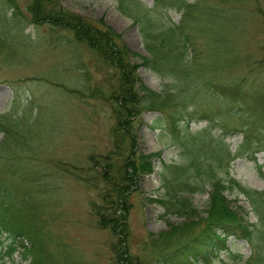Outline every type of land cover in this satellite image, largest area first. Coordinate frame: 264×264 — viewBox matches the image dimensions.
I'll return each instance as SVG.
<instances>
[{"label": "rangeland", "instance_id": "obj_1", "mask_svg": "<svg viewBox=\"0 0 264 264\" xmlns=\"http://www.w3.org/2000/svg\"><path fill=\"white\" fill-rule=\"evenodd\" d=\"M49 1L108 30L131 52L140 84L163 102L144 109L133 124L138 156L152 162V171L129 181L119 234L92 209V202H100L96 185L63 171L87 167L91 155L112 149L111 105L91 92L108 84L113 69L70 30L33 23L32 0H0V115L11 113L14 122L12 131L0 127V177L18 191L23 222L43 227L55 264H117L119 237L132 264H157L158 253L200 231L210 209V186L181 193L202 219L179 227L187 220L164 206L174 201L168 181L176 186L209 172L264 191V120L243 115L235 102L209 88L241 83L245 91L254 83L264 93V0H206L187 12L175 0H129L122 6L118 0ZM128 3L131 15L124 11ZM168 28L185 31L191 41L179 60L176 34L166 37ZM247 129L250 141H262L258 150L247 149L249 143L240 148ZM225 184L231 208H243L248 222L260 224L236 184ZM10 242L0 233V264H28L19 247L7 254ZM227 245L228 251L201 264H244L251 254L243 238L230 236Z\"/></svg>", "mask_w": 264, "mask_h": 264}, {"label": "trees", "instance_id": "obj_2", "mask_svg": "<svg viewBox=\"0 0 264 264\" xmlns=\"http://www.w3.org/2000/svg\"><path fill=\"white\" fill-rule=\"evenodd\" d=\"M118 1L122 6L129 0ZM175 1L179 2V5L184 7L187 12L191 7L201 8L204 7L201 5L202 2L213 0H194L193 3H187L188 0ZM218 1L224 2V0ZM130 4L128 3L124 10L129 15H131L130 11L132 12ZM29 12L31 21L35 24L47 23L70 30L76 39L84 41L88 46L94 48L106 65L113 69L114 76L107 78L108 84L91 92L92 95H99L103 101L111 105L113 112V123L110 127L112 149L102 156L91 155L88 165L90 168L88 169V166L79 169L67 167L63 171L86 186L96 185L100 202H92V209L102 220L109 223L112 231H119L121 234L125 221V215L121 214V211L125 203L124 196L129 190V181L135 182L143 170L152 171V162L143 163L144 156H138L135 148L136 135L132 129L133 124L138 121L144 109L158 108V103L163 104L162 96L140 84L136 74L137 65L130 60L131 52L104 27H99L80 15L69 13L49 0H32ZM172 29H166L165 35L172 37L173 33L176 34L177 48L180 49V53L176 54V57L179 60V57L190 48L191 41L185 31L176 32ZM242 87L241 83L227 85L216 83L215 87L209 88L215 90L214 94L223 95L226 99L229 98L235 102L243 115L258 116L264 120V93L259 91L261 89L259 84H248L245 91L242 90ZM175 116L177 120L182 118V115ZM13 124L11 113L0 115V127L3 131H12ZM244 133L245 138L240 148L249 143L247 149L258 150L262 141L259 139L250 141L249 129L244 130ZM89 170H92L94 174L90 175ZM206 174L191 182L176 183V186H171V183L167 182L169 197H172L174 201L163 202L165 208L187 220L180 223L179 227L193 222V218L202 219L190 200L180 196L181 193H194L202 191L206 185L210 186L212 188L209 192L210 209L204 218L206 220L203 219L206 224L197 234L165 254L158 251L160 258H158L157 264L178 262L193 264L196 261L201 264L212 254L228 251L227 240L230 236L243 238L249 244L251 254L244 264H264V191L250 189L231 178L227 179L231 184H236L238 191L247 199L251 211L260 224L248 222L245 219L247 211L243 208L238 210L236 207L232 209L225 197L227 180L224 182L209 172ZM17 192L5 185L3 177H0V233H7L11 240L7 247V254L12 256L19 247L22 258L25 261L28 260V264H55L52 256L46 250V236L43 227L39 226L40 224L36 226L35 222H23L24 206L22 203H16ZM24 201L25 198L22 199V202ZM100 223L101 221H99ZM176 227L174 226V228ZM27 240L30 241L29 245L25 243ZM113 251L117 264H132L131 258L123 246V239L120 237L119 243Z\"/></svg>", "mask_w": 264, "mask_h": 264}]
</instances>
